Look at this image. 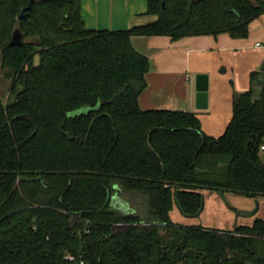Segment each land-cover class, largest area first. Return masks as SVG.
<instances>
[{
  "label": "trees",
  "instance_id": "trees-1",
  "mask_svg": "<svg viewBox=\"0 0 264 264\" xmlns=\"http://www.w3.org/2000/svg\"><path fill=\"white\" fill-rule=\"evenodd\" d=\"M29 1L0 0V264H264V219L233 231L170 219L175 205L196 217L202 190L264 197V75L213 138L193 113L139 108L149 63L130 44L245 39L264 1L147 0L155 21L117 32L87 29L81 0H32L19 18ZM117 188L133 213L112 207Z\"/></svg>",
  "mask_w": 264,
  "mask_h": 264
},
{
  "label": "crops",
  "instance_id": "crops-1",
  "mask_svg": "<svg viewBox=\"0 0 264 264\" xmlns=\"http://www.w3.org/2000/svg\"><path fill=\"white\" fill-rule=\"evenodd\" d=\"M81 16L87 29L109 32L129 30L156 19L147 14V0H81ZM130 44L149 63L146 87L138 97L139 108L193 113L202 132L213 138L225 132L232 118L233 96L250 89L251 73L264 75V13L249 24L245 39H233L227 34L177 41L164 36H132ZM199 75L207 77L205 110L196 109L195 104ZM226 194L241 203L244 211L240 209L239 220H229V229L222 226L217 230L233 231L237 226H250L256 214L249 218L244 200L258 203L257 199Z\"/></svg>",
  "mask_w": 264,
  "mask_h": 264
},
{
  "label": "rangeland",
  "instance_id": "rangeland-1",
  "mask_svg": "<svg viewBox=\"0 0 264 264\" xmlns=\"http://www.w3.org/2000/svg\"><path fill=\"white\" fill-rule=\"evenodd\" d=\"M38 61V56H35L34 63L38 64ZM8 86V82L0 79V91L3 101H6L7 99ZM258 90L259 88L255 90V95L258 93ZM260 155L264 162V152H261ZM226 193L228 192L221 193L214 190H202V209L196 217L190 218L183 216L175 205L170 214V219L174 224L181 226H202L208 229H218V227L222 228V226H225V229H229L231 226L229 220H239V217L241 216L239 211L240 209L244 211V209L240 206L241 203H236V201ZM255 199H257L256 201H258V203H254L252 200H244L247 203V209L245 210L249 211V218H251V214L253 213L256 214L254 218L264 219V197H255ZM131 206L137 208V201H133ZM249 218L247 219L246 224L249 223Z\"/></svg>",
  "mask_w": 264,
  "mask_h": 264
},
{
  "label": "water",
  "instance_id": "water-1",
  "mask_svg": "<svg viewBox=\"0 0 264 264\" xmlns=\"http://www.w3.org/2000/svg\"><path fill=\"white\" fill-rule=\"evenodd\" d=\"M32 5V0L29 1L27 7L25 9H23L19 15V18H23L24 17V13L26 10H28ZM9 44L11 46H21L23 44V35L20 32L19 29H15L14 32L12 33L11 36V40L9 42ZM264 70V68H263ZM207 77L204 75H199L196 77V97H195V104H196V109L198 110H205L207 108ZM81 111H77V114H80ZM152 131H150L147 135V145L150 147V135H151ZM120 193L121 191L117 188V192L116 195L113 196L112 198V207H114L116 210H118L119 212H121L124 215H127L129 213H133V209L130 207V205L125 202L124 200H122L120 198ZM202 209V203H201V208L198 212V214L200 213ZM197 214V215H198Z\"/></svg>",
  "mask_w": 264,
  "mask_h": 264
},
{
  "label": "built area",
  "instance_id": "built-area-1",
  "mask_svg": "<svg viewBox=\"0 0 264 264\" xmlns=\"http://www.w3.org/2000/svg\"><path fill=\"white\" fill-rule=\"evenodd\" d=\"M264 1V0H263ZM258 46V45H257ZM260 151L261 152H264V143L261 145V147H260Z\"/></svg>",
  "mask_w": 264,
  "mask_h": 264
}]
</instances>
